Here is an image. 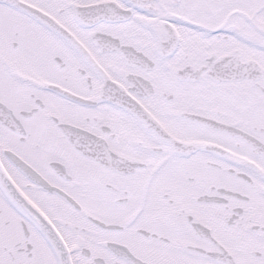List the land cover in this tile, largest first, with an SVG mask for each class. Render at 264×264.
<instances>
[{
  "label": "snow or ice",
  "instance_id": "obj_1",
  "mask_svg": "<svg viewBox=\"0 0 264 264\" xmlns=\"http://www.w3.org/2000/svg\"><path fill=\"white\" fill-rule=\"evenodd\" d=\"M0 264H264V0H0Z\"/></svg>",
  "mask_w": 264,
  "mask_h": 264
}]
</instances>
